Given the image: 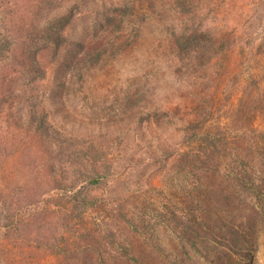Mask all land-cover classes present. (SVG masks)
<instances>
[{
	"label": "trees",
	"instance_id": "16d2710c",
	"mask_svg": "<svg viewBox=\"0 0 264 264\" xmlns=\"http://www.w3.org/2000/svg\"><path fill=\"white\" fill-rule=\"evenodd\" d=\"M53 1L0 0V264H32L37 250L71 264H102L108 251L143 264L121 242L122 229L145 238L172 227L194 243L209 180L226 176L234 188L263 200L259 177L264 173V134L245 129L234 137L214 125L212 100L179 105L176 113L168 107L159 108L163 112L153 108L146 115L149 123L165 126L178 139L171 153L161 155L172 166L165 167L160 186L150 187L154 197H145L137 209L125 200L92 197L93 190L111 182L110 167L105 173L95 167L78 178H66L61 169L67 165L65 153L55 128L97 138L83 124L87 74L109 54H122L126 47L139 51L146 43L145 22L133 15L140 0L115 3L111 10L104 8L105 14L85 0L70 7H56ZM198 2L169 0L173 8L164 18L165 32L151 42L147 60L137 62L147 67L150 59L151 66L136 69L135 82L124 91L126 104L136 113L128 122L144 121L136 110L148 107L163 63L180 79L185 68L192 75L198 67L203 71L225 51L229 38L203 29ZM133 17L135 30L128 21ZM46 50L50 59L43 62ZM72 98L81 104L75 105ZM56 119L61 126H53ZM242 138L249 144L246 154L239 150ZM12 248L21 250L18 256L10 255Z\"/></svg>",
	"mask_w": 264,
	"mask_h": 264
},
{
	"label": "rangeland",
	"instance_id": "374dc122",
	"mask_svg": "<svg viewBox=\"0 0 264 264\" xmlns=\"http://www.w3.org/2000/svg\"><path fill=\"white\" fill-rule=\"evenodd\" d=\"M75 1L80 0H54L53 4L70 7ZM85 1L97 5L96 10L105 14L104 8L111 10L115 3L123 0ZM198 1L202 9L200 17L204 18L203 29L229 38L223 54L213 59L203 71L198 67L193 75L185 68L186 73H182L180 79L174 75L173 68L163 63L149 99L151 110L148 107L136 110L141 112L142 123L128 122L135 110L126 104L127 93L124 91L135 82L136 69L145 71L151 66L150 59L146 62L147 67H141L137 62L147 60L151 42L165 32L168 24L164 18L173 8L169 0H140L133 15L145 22L142 32L146 43L139 51L132 52L126 47L122 54H109L105 62L87 74L89 90L84 96L87 108L82 113L93 125L88 126L86 118L83 124L93 129L97 138H85L55 128V136L65 153L63 160L67 165L61 169L66 178L73 175L78 178L79 173L87 174L95 167L105 173L110 167L111 182L93 190L94 199L125 200L137 209L145 197H154L150 187L160 186L165 167L172 166V163L162 161L161 155L171 153L178 138L165 126L158 128L147 121L146 115L151 114L153 108L168 107L176 113L179 105L191 106L194 101L197 104L212 100L214 125H221L234 137L242 136L245 129L264 134V0ZM124 8L126 14L131 13V8ZM128 21H131L129 27L135 30L137 20L133 17ZM43 57V62H47L49 51H44ZM145 81L147 78H143ZM55 101L59 102L57 98ZM72 103L81 104L77 98H72ZM76 112L78 115L79 111ZM54 121L53 126L62 125L57 119ZM244 138L239 150L246 154L249 144ZM237 141L235 139V146ZM259 179L262 201L234 188L226 176L209 180V193H204L201 205L204 214L196 220L200 227L195 228L194 243L186 242L172 227L145 238L135 234L134 230L123 228L121 242L143 264H264V173ZM182 207L180 204L179 209ZM196 213L198 215L200 211ZM20 251L12 248L10 255L18 256ZM32 253L36 262L32 264H71L56 260L47 250ZM102 264L133 263L108 251Z\"/></svg>",
	"mask_w": 264,
	"mask_h": 264
}]
</instances>
